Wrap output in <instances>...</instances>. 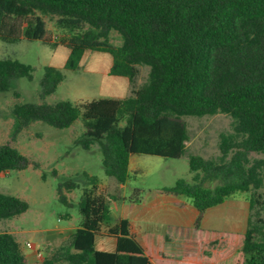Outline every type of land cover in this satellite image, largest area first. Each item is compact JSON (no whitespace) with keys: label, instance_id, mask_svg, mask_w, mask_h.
<instances>
[{"label":"trees","instance_id":"16d2710c","mask_svg":"<svg viewBox=\"0 0 264 264\" xmlns=\"http://www.w3.org/2000/svg\"><path fill=\"white\" fill-rule=\"evenodd\" d=\"M44 16L54 17V26L63 30L55 42L47 39ZM111 29L121 34V45L109 41ZM22 38L67 47L68 70H77L88 50L107 52L112 56L108 73L128 78L131 94L123 98L26 102L12 109L17 127L39 120L66 128L80 118L85 130L78 144L89 149L97 143L104 173L120 184L130 178L133 154L185 155L189 135L182 115L228 113L234 133L222 135L220 163L191 154L193 182L179 178L163 190L191 201L199 211L198 227L206 209L254 187L243 237L213 232L204 254L216 251L218 262L209 264H264V202L256 191L261 179L253 165L245 166L247 152H264V0H0V39ZM139 65L147 66L148 74L136 87ZM32 71L17 59L0 58V92L11 88L13 79H31ZM63 78L60 69L44 66L40 95L53 93ZM238 135L243 138L237 140ZM232 147L238 149L225 162ZM28 164L16 148L0 145V175ZM81 175L80 220L67 243L53 258L31 263L13 235L0 233V264H57L58 258L69 264H153L128 219L112 221L110 202L118 197L103 193L96 175ZM214 178L220 182L203 185ZM78 187L72 178L59 182V200L66 203L62 188ZM142 195L135 188L121 199L139 202ZM27 209L25 200L0 193V220ZM99 234L115 239L113 251L96 248Z\"/></svg>","mask_w":264,"mask_h":264},{"label":"rangeland","instance_id":"374dc122","mask_svg":"<svg viewBox=\"0 0 264 264\" xmlns=\"http://www.w3.org/2000/svg\"><path fill=\"white\" fill-rule=\"evenodd\" d=\"M53 18L44 16L46 35L50 42L57 41L63 34V30L54 26ZM108 39L115 46L123 42L121 34L115 29L108 32ZM68 53L67 47L62 45L52 47L42 40L22 38L18 42L9 43L0 39V58L17 59L33 68L31 79L26 77L13 79L11 88L0 92V145L8 144L16 148L29 160L26 168L0 175V193L17 196L28 203L23 221H20V214L0 220V233H9L8 231L14 230L15 226L22 228L25 232L19 237V242L15 239L21 252L23 253L21 247L26 242L36 245L38 248L36 260L40 262L53 258L60 247L56 245L58 240H50L47 246L39 242L41 240L44 242L43 237L51 235L47 230L70 222L77 223L80 220L77 203L84 185L82 172L96 175L99 181L103 182L101 191L107 195H115L118 199L123 198V195L129 196L135 188L141 189L144 194L154 187L172 186L179 178L193 182V173L189 172V155H200L204 159L220 163L222 135L234 133L232 117L228 113L218 111L213 114L182 115L181 119L185 121L189 135L185 155L171 158L133 154L130 178L126 183L120 184L114 177L104 173L97 143L91 144L89 149H83L78 144V139L85 130L80 118L66 128H55L39 120L16 126L12 109L17 104L26 102L53 104L59 100L82 104L93 99L123 98L131 94V85L127 77L108 73L112 63V56L109 53L86 51L77 70L64 68ZM46 65L60 69L64 78L53 93L41 96L39 83ZM138 67L136 87L146 80L148 74L147 66ZM242 138V135L237 136V140ZM237 149L230 148L224 156V161L227 162ZM246 160L245 166L253 165L256 176L261 179L256 191L264 202V152H247ZM68 178L74 179L80 187L70 190L62 188L61 194L66 201L64 203L58 198L57 185ZM219 182V179L214 178L204 181L203 185L213 187ZM252 190L254 187L251 186L249 191H239L230 195L224 208L226 204L233 202L243 212L247 211ZM118 199L110 202L113 214L116 213L114 207ZM251 212L254 213L255 208ZM249 213L248 208V215ZM224 217L229 223L232 220L227 212L224 213ZM261 217L264 220V207L261 210ZM212 222L219 225L216 226L218 230L226 228L220 225L221 222L216 217H212ZM35 231L38 234L35 235ZM97 237L103 241L100 243L101 247H109L104 243L105 238L109 236L99 234ZM67 241L68 239H65L61 244H66ZM40 251L43 253L40 254ZM56 263L69 264L61 258H58Z\"/></svg>","mask_w":264,"mask_h":264},{"label":"crops","instance_id":"0c3cea01","mask_svg":"<svg viewBox=\"0 0 264 264\" xmlns=\"http://www.w3.org/2000/svg\"><path fill=\"white\" fill-rule=\"evenodd\" d=\"M129 170H131L130 163ZM102 183V181H99V186L103 190ZM163 188L164 186L150 189L142 195L139 202L118 199L115 201L114 208L116 213L114 214L110 205L112 221L119 218L128 219L131 232L145 248L153 264L215 263L218 262L215 250H212L210 256L204 254L206 244L212 238L213 232L227 233L230 237H236L237 239L243 237L249 204L245 212L233 202L226 204L224 208L226 198L222 203L206 209L201 215L199 226L196 227L195 221L199 211L193 206L191 201L185 196L168 193ZM125 196L123 195V197ZM24 212L20 213V221L24 219ZM226 212L232 217L230 223L224 217ZM212 217L218 218L221 222L219 224L226 228H223V230L216 229L218 224L212 222ZM78 223L79 221L77 223L70 222L47 230L51 235L43 237L44 242L42 240L39 242L47 246L50 240H58L56 245L61 246L63 240H69L71 234L78 227ZM8 232L18 241L21 234L25 231L15 226L14 230ZM34 233L35 235L38 234L36 231ZM105 241L104 243L108 244V248L101 247L100 243L103 241L96 237V248L113 251L115 239L107 237ZM26 243L21 248L27 260L31 263L40 262L36 260L38 256L36 245L30 244V246H27ZM41 253L43 252L40 251Z\"/></svg>","mask_w":264,"mask_h":264},{"label":"built area","instance_id":"2783aa9c","mask_svg":"<svg viewBox=\"0 0 264 264\" xmlns=\"http://www.w3.org/2000/svg\"><path fill=\"white\" fill-rule=\"evenodd\" d=\"M27 246H30V243H26Z\"/></svg>","mask_w":264,"mask_h":264}]
</instances>
